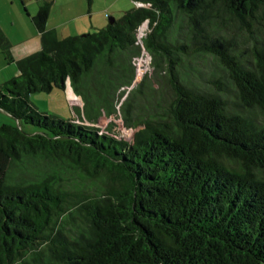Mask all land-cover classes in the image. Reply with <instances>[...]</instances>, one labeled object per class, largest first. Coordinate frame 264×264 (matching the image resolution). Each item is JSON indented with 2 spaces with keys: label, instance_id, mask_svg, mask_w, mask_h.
Segmentation results:
<instances>
[{
  "label": "trees",
  "instance_id": "1",
  "mask_svg": "<svg viewBox=\"0 0 264 264\" xmlns=\"http://www.w3.org/2000/svg\"><path fill=\"white\" fill-rule=\"evenodd\" d=\"M132 1L59 38L36 0L41 48L17 61L0 28V264H264V0ZM142 48L162 89L123 100L131 141L29 100L69 80L87 119L115 113Z\"/></svg>",
  "mask_w": 264,
  "mask_h": 264
},
{
  "label": "rangeland",
  "instance_id": "2",
  "mask_svg": "<svg viewBox=\"0 0 264 264\" xmlns=\"http://www.w3.org/2000/svg\"><path fill=\"white\" fill-rule=\"evenodd\" d=\"M30 1L36 3V0H27L28 3ZM136 3L132 0H91L90 4L87 0H53L49 15V21H51L50 23L52 25L58 24L61 21H65L66 24L63 25V28L59 27V38L70 36V33H68V31L77 29V27L81 25H84L86 29L84 31H80V33L78 34L93 33L102 28L103 25H101L100 22L104 23V25L106 26L109 23V17L118 19L124 14L125 11L133 8L134 6L141 7L140 4ZM17 4L19 10L23 9L20 0L17 1ZM61 5L65 6L64 12H62V10L60 9ZM5 7L7 9L6 11L10 12V10H12V6L10 5ZM79 14H84V16H79ZM25 16L27 21H31L30 18L33 17V15H29V17L27 15H24V17ZM147 28L148 27L146 23H144V25L139 28L136 34L139 42L145 35V32L148 30ZM22 32H25V25L17 22L16 31L13 33L18 36V33ZM150 62L151 57L142 48L139 55L132 60V64L134 65V78L132 84L130 85V87L125 88V92L122 97H119V93H116L115 99L113 101V106L116 110L115 113L107 114L105 110L102 109L99 112L93 113L91 115V118L87 119L82 110V96L78 98V100L70 101V103L73 104L70 107L66 92L59 89H54L50 93H33L29 96V100L39 112H42L49 117L59 118L65 121L75 119L77 123L96 127L103 133H108L119 140L128 142L132 140L133 134L136 129L127 127L124 123L120 107L123 100L132 88L142 82L146 74L148 75L149 79L144 86L145 93H151L155 97L162 89V82L160 81L161 78L152 75L153 71L150 67ZM15 65L16 64L13 62L9 64V67H14ZM140 100V103L142 104L143 99ZM154 101L155 99L152 100V102ZM73 106L79 107L81 113L77 114L73 109ZM136 111L139 114L144 113L142 108L137 110L135 109V112ZM11 120L12 119L6 113L0 111V124L9 123L11 122Z\"/></svg>",
  "mask_w": 264,
  "mask_h": 264
},
{
  "label": "crops",
  "instance_id": "3",
  "mask_svg": "<svg viewBox=\"0 0 264 264\" xmlns=\"http://www.w3.org/2000/svg\"><path fill=\"white\" fill-rule=\"evenodd\" d=\"M17 1L18 0H0V28L8 38L9 42L11 43V53L15 61L35 51L40 50L41 48L39 36L32 24V21H27L26 16L24 17V15H27L28 17L29 15H33V17L36 15L38 10L37 2L35 3L33 1H30L28 3L27 0H20L23 9L19 10ZM8 5L12 6V10H10V12L6 11L7 9L5 6ZM64 7H65L64 5L60 6L62 12H64ZM79 16H84V14H79ZM17 22L25 25V32L18 33V36H16L13 33L16 31ZM50 22L51 21H49L48 18L47 28L54 29L58 35H59L58 32L60 31L59 29L63 28V25L66 24L65 21H61L58 24H54V25H52ZM100 23L101 25H103L102 27L105 26L104 23L102 22ZM85 29L86 27H84V25H81L77 27V29L68 31V33H70L69 34L70 36L80 35L78 33H80V31H84ZM16 75H18L17 66L15 65L14 67H9V63H7L4 60L2 54L0 53V84H2L4 81L9 80L10 78ZM65 92L67 94V99L70 107L73 105L70 103V101L78 100V98L81 97L73 92L69 80L66 83Z\"/></svg>",
  "mask_w": 264,
  "mask_h": 264
},
{
  "label": "built area",
  "instance_id": "4",
  "mask_svg": "<svg viewBox=\"0 0 264 264\" xmlns=\"http://www.w3.org/2000/svg\"><path fill=\"white\" fill-rule=\"evenodd\" d=\"M135 3H136V2H135ZM137 3H138V4H140V6H142V5H143L142 3H139V2H137ZM137 3H136V4H137ZM147 6H148V5H147ZM143 25H144V24H143ZM138 40H139V39H138Z\"/></svg>",
  "mask_w": 264,
  "mask_h": 264
},
{
  "label": "water",
  "instance_id": "5",
  "mask_svg": "<svg viewBox=\"0 0 264 264\" xmlns=\"http://www.w3.org/2000/svg\"><path fill=\"white\" fill-rule=\"evenodd\" d=\"M112 18H113V17H112ZM111 22H112V19L110 18V19H109V23H111Z\"/></svg>",
  "mask_w": 264,
  "mask_h": 264
}]
</instances>
